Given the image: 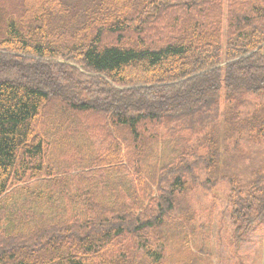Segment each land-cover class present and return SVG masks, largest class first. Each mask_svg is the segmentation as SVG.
<instances>
[{"label":"trees","instance_id":"obj_1","mask_svg":"<svg viewBox=\"0 0 264 264\" xmlns=\"http://www.w3.org/2000/svg\"><path fill=\"white\" fill-rule=\"evenodd\" d=\"M244 140L264 146V0H0V264L173 263L204 223L181 198L219 182L241 247L264 166L213 175Z\"/></svg>","mask_w":264,"mask_h":264},{"label":"rangeland","instance_id":"obj_2","mask_svg":"<svg viewBox=\"0 0 264 264\" xmlns=\"http://www.w3.org/2000/svg\"><path fill=\"white\" fill-rule=\"evenodd\" d=\"M229 145L237 147L236 153L229 152L222 157L214 171L215 178L224 176L235 178L236 182L244 181L264 166V146L247 140ZM229 187L228 182H219L208 194L189 192L181 198L175 215L184 217L181 211H193L199 218L197 223L204 222L203 230L188 244L175 247L174 262L170 264L177 261L179 264H264V227L248 235L241 247L230 235L227 216L223 213ZM188 249L196 253L192 254Z\"/></svg>","mask_w":264,"mask_h":264}]
</instances>
